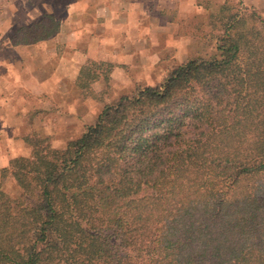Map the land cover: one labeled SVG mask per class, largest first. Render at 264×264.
Returning a JSON list of instances; mask_svg holds the SVG:
<instances>
[{
	"label": "trees",
	"instance_id": "trees-1",
	"mask_svg": "<svg viewBox=\"0 0 264 264\" xmlns=\"http://www.w3.org/2000/svg\"><path fill=\"white\" fill-rule=\"evenodd\" d=\"M230 12L210 55L105 104L65 148L23 138L31 156L1 170L0 264H264V21ZM59 30L46 15L11 43ZM113 69L90 61L76 87L92 97L103 80L104 97Z\"/></svg>",
	"mask_w": 264,
	"mask_h": 264
},
{
	"label": "crops",
	"instance_id": "crops-1",
	"mask_svg": "<svg viewBox=\"0 0 264 264\" xmlns=\"http://www.w3.org/2000/svg\"><path fill=\"white\" fill-rule=\"evenodd\" d=\"M242 1L247 4L250 0ZM57 2L63 8L62 11H65L63 17L62 11L59 13L61 18L58 34L35 44L36 60L38 58V62L43 66L50 65L51 62L54 66L48 74L45 73L46 69L35 73L30 83L26 81V84L17 83L33 97L28 104L20 103L22 108L23 105L26 107L15 112L21 115L23 111L22 117L19 118L22 119L23 129L10 131L3 124L2 118L0 133H34V131L39 133L38 127L41 121L36 116H46V114L47 122L49 120L53 123H48L46 129H41L42 133H56V131L85 133L87 126L91 125L95 117L98 118L101 113L100 104L114 103L111 96L106 98L104 103H96L90 98L85 99L82 103L83 106H87L85 114L78 115V112L74 111L72 115L62 119L56 118L53 110L46 111L42 106L56 105L54 96L56 89L64 90L65 87L69 89L72 85L75 90L82 67L90 61L107 63L114 67L109 83L112 89L136 91L137 88L154 87L153 77L158 69L162 72L169 71L168 67L162 68L163 65H170V62L178 57L188 58L197 54L196 50L192 54L190 52L191 47L196 45V39L184 36L182 26L187 24L188 20L205 14V7L200 0H60ZM220 2L222 5L225 4V0L218 3ZM259 3L260 0H256L254 6L257 4L258 7ZM50 7L53 11L56 9L55 5ZM9 10H12L11 6ZM33 12L34 10L29 8L22 9L21 18L25 22L22 26L38 23L46 15L56 17L58 14L57 10L46 13L38 10L37 15L34 16L31 14ZM48 44L53 45L48 46ZM10 48L12 50L13 46ZM9 49L7 53L0 55V78L6 80V83L5 81L2 83L6 90L9 88L8 76L16 68L15 63L8 57ZM167 50L173 53L169 62L166 61ZM28 52L24 51L25 57L22 58L24 62H27L25 54ZM92 89L96 95L102 93L106 89L105 82L97 81ZM1 97L2 95L0 99ZM36 99H41L39 108L42 110H36L34 107ZM6 101L7 99L3 103L7 104ZM4 104L0 103V106ZM35 110L40 114H36ZM31 153L32 150L23 157L29 158Z\"/></svg>",
	"mask_w": 264,
	"mask_h": 264
},
{
	"label": "rangeland",
	"instance_id": "rangeland-1",
	"mask_svg": "<svg viewBox=\"0 0 264 264\" xmlns=\"http://www.w3.org/2000/svg\"><path fill=\"white\" fill-rule=\"evenodd\" d=\"M57 1L60 0H0V55H3L7 53V50L12 46L11 38L14 37L16 31L25 25L24 20L22 17V9L29 8L31 10H34L33 14L36 16L37 11L40 10L44 13L46 12H56L58 11V14L56 15V19L60 21L59 13L62 11L63 8H61ZM219 1L223 0H200L201 4L205 7V14L199 18H192L191 20H188L187 24H184L182 26L183 28V35L184 36H190L196 39V45L195 47H191V54L197 51L198 55H210L216 48L215 42L211 41L210 38L213 35H216L214 30V17H216L219 7L220 6H226L228 10H231L230 14L234 12H242L243 14L247 16H250L251 14H256L257 17H259L261 20L264 21V0H260L261 3L254 6L256 3V0H250L247 4H245L242 0H225V4H221L222 2L218 3ZM50 5H55L56 9L53 11L52 7ZM12 7V10H9V7ZM64 10L61 12L62 17L64 16ZM228 12V11H226ZM31 24H28L29 26ZM257 26L259 29H262L264 33V24L263 23H257ZM22 35H20L18 39H20ZM53 44H48V46H52ZM45 46V47H48ZM44 48V47H43ZM11 49V48H10ZM9 49V50H10ZM28 49V50H27ZM14 50V51H13ZM24 51H29L26 55V61L24 62L22 60L24 56ZM196 54V55H197ZM173 53L169 50H167V59L166 61L172 60ZM192 56V55H191ZM190 56V57H191ZM194 56V55H193ZM8 57L12 59V62L15 63L16 68L10 73L8 76V82L9 88L7 90L4 88V81L6 83V80H3L0 78V87L2 90H0V95H2L0 99V103L4 104L3 101H6L7 104L0 106V120L2 119V122L4 125H6L7 128L10 129V131H13L16 129L17 131L19 129H23L22 126V119H19L23 115V111L21 115H17L15 112L20 109L22 110L26 105H23V108L21 107L22 104L25 102L26 104L30 103L33 97L30 93H27L25 88L21 87L22 85L18 84L19 82L26 84L30 83V80L35 75V73H38V71H43V69H46L49 73L52 70V67L54 66V63H50V65L43 66L38 62V58L36 60V52H35V45H31L28 48H22V47H13L12 50H10V53L8 51ZM190 57L185 58L182 56L181 58L178 57L175 61H171L170 65L166 66L167 64L163 65L162 68L169 69L168 72H162L161 69H158L157 73L153 77L154 87L160 85L164 82V80L169 75V72L173 69H175L177 66H179L181 63H185ZM44 61V59H42ZM26 66H25V65ZM172 67V69H171ZM44 73V75H45ZM23 81V82H22ZM26 81V83H25ZM106 85V84H105ZM65 87V86H64ZM143 88H137L136 91H124L120 90L119 88H111L108 86L107 93L104 95H101L102 93L96 95V93L93 91L94 96L92 97H85L81 94V91L76 87L75 90L72 88V85L69 89L65 87L64 90L62 89H56L55 100L56 105L54 106L50 105H44L42 106L46 111L53 110L55 113L53 114L56 118H63L68 117L74 113V111L78 112V115L85 114V111H87V106L82 105L83 101L85 99H92L94 102H105L106 98H113V102H117L122 96H130L133 97L138 90ZM105 90V89H104ZM103 91V90H102ZM105 91V92H106ZM111 96V97H110ZM100 99V100H99ZM101 99H103L101 101ZM39 100L36 99V105L34 106L39 110H42V108H39ZM21 101V102H20ZM20 103H22L20 105ZM80 103V104H78ZM69 104V106H68ZM78 104V105H77ZM101 111L103 110L105 104H100ZM76 106V107H74ZM92 109V108H91ZM35 110V111H36ZM71 110L73 112H71ZM100 111V112H101ZM43 112V111H42ZM36 114H40L36 111ZM76 114V113H75ZM36 118L41 121L39 125V133L38 131H34L35 134H38L41 138H46L49 140V143L51 146L55 149H63L65 148L71 141H74L82 136L83 133H42L43 129H46L48 126V123H53L52 121L47 122L48 115H37ZM96 117L93 120L92 124L96 122ZM92 120V119H91ZM56 125V123H54ZM91 124V125H92ZM52 126V125H51ZM90 126V125H89ZM87 126V128L89 127ZM42 129V130H41ZM32 133H0V182H1V170L2 167L5 165V167L8 166V163L10 160L15 158H21L24 155L28 153V151H31L30 146L26 145L23 141V138L27 135H30ZM4 167V168H5ZM2 189L4 192L13 197L17 198L20 195L19 187L14 179V177L9 174L4 181H2Z\"/></svg>",
	"mask_w": 264,
	"mask_h": 264
}]
</instances>
